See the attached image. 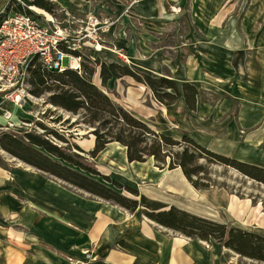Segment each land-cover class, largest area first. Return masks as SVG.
<instances>
[{"label": "rangeland", "instance_id": "1", "mask_svg": "<svg viewBox=\"0 0 264 264\" xmlns=\"http://www.w3.org/2000/svg\"><path fill=\"white\" fill-rule=\"evenodd\" d=\"M50 1L54 3L51 12L41 8L36 11L32 10L31 7L29 9L37 13L41 19L46 17L39 13L48 14L52 19L50 21L54 20L51 23L52 26L77 30L85 26L91 27L88 23V17L92 16L98 20L97 27H99V32L97 33V41L99 46L95 47V43L89 44V46L86 44L81 53L85 55L83 63L87 67H96V72L91 77L92 82L112 100L134 115L143 118L155 131L171 135L178 140L181 139L183 133H188L182 129V126L185 119L186 122L191 120L190 110L181 99L170 105L160 103L154 98L148 88H140V83L130 76L112 77L106 84L102 85L100 81H97L99 67L95 64V61L118 62L154 77L168 76L175 80L178 79L177 81L190 80L187 82L195 84L199 90V94L196 96V104L199 100L218 104L228 92L231 93L233 90L231 88L233 83L230 80L231 75L228 76L230 78L217 79L210 74V63L216 56V52H213L214 47L226 46V39L220 43L213 42L214 38L205 36L200 28L190 20V0H183L181 5L170 1L166 3L165 11L156 16L157 19L149 17L146 18L148 20L130 16L132 8H135L136 2L140 0ZM144 2L148 3L149 0H141L140 3ZM243 4L244 0H240V9ZM138 8L136 7V9ZM148 10V8L144 7L141 9L143 13L144 11L147 12L146 15H148ZM243 40L245 41L242 37L241 45L242 42L245 44ZM63 63L66 65L67 59H64ZM201 74L206 79L199 80ZM249 79L244 77L240 81L247 82ZM51 82V79H47V83ZM217 82L225 85L216 86ZM129 89L133 92L131 100L127 99ZM54 92V89H50L43 91L39 95L30 93V97L25 99L19 106L11 105L13 107L11 109L7 105L14 120L1 116L0 131L35 129L38 132H43L45 130L42 125H45L49 129L58 131L68 141V147L69 143H74L84 152H88L94 146V134H92L94 127L83 123L81 113L73 114L53 105L49 97ZM230 100L233 113L236 110V102L234 99ZM22 104L25 107L21 108ZM161 105L167 107V112L162 113L160 111L159 107ZM14 113H17V116ZM149 113L152 116H149ZM241 133L243 134V131ZM188 135L190 136L189 133ZM61 142L62 145L67 144L63 141ZM259 146L261 147L260 149L247 147L245 152L239 151V153H234L233 155L219 153L239 161L264 167V140ZM206 147L209 148L208 146ZM72 149L77 150L75 148ZM12 158L18 160L0 148L1 164H4V160L7 161V159ZM89 159L91 158L89 157ZM91 161L94 162L101 173L120 181L122 184L135 187L140 193L149 198L162 201L168 205H175L180 209L217 222L236 225L264 235V183L250 178L234 167L208 163L205 159H200L201 163L208 165L207 170L210 180L203 179L209 182V185L199 188L192 185L179 167L168 169L165 166L164 168H159L154 165L151 158L143 162H128L125 146L117 142L106 144ZM62 185L90 200V202L95 201L97 202L96 204L105 203L107 205L109 203L118 206L111 201L90 194L87 196L85 195L86 192L66 183ZM120 191L125 192L123 189H120ZM231 200H233L234 206H238L237 213L245 215L244 223H241V220L239 221L236 216L237 213H233L229 208L232 203ZM136 210L142 214L143 207L139 206ZM142 216L153 222H149L151 227L164 232L166 235L176 236V234H180L157 224L143 214ZM248 217L252 221L248 220ZM188 238L200 240L192 237ZM203 242L208 248L211 245L219 247L222 256L227 259H233L240 264H264L263 261L241 256L235 251L223 247L213 239ZM82 253L84 256H90V252L87 249H84Z\"/></svg>", "mask_w": 264, "mask_h": 264}, {"label": "crops", "instance_id": "2", "mask_svg": "<svg viewBox=\"0 0 264 264\" xmlns=\"http://www.w3.org/2000/svg\"><path fill=\"white\" fill-rule=\"evenodd\" d=\"M170 1L183 3L135 1L130 16L157 19ZM7 4L8 0H0V12ZM239 5L240 0H190L189 4L190 20L205 36L218 43L226 39V46L214 47L210 74L217 79L231 75L233 90L218 104L199 100L182 129L227 155L243 153L247 147L260 149L264 140V0H244L241 9ZM142 7L149 9L148 15ZM242 37L246 42L241 45ZM204 77L201 74L199 80ZM244 77L250 78L248 83L240 81ZM132 93L129 89L128 100ZM230 99L236 102L233 113ZM159 108L167 112L164 105ZM63 183L13 158L0 163V264H240L222 256L219 247L208 248L203 241L180 234L166 235L151 227L153 222L140 211L90 202ZM229 208L238 211L233 202ZM236 216L244 223L245 215ZM84 249L89 257L83 255Z\"/></svg>", "mask_w": 264, "mask_h": 264}, {"label": "trees", "instance_id": "3", "mask_svg": "<svg viewBox=\"0 0 264 264\" xmlns=\"http://www.w3.org/2000/svg\"><path fill=\"white\" fill-rule=\"evenodd\" d=\"M30 6L51 12L54 3L50 0H8L5 9L0 12V21L8 12L26 11L39 17L29 9ZM84 56L82 55L81 70L65 66L61 71L44 67L33 57L27 82L30 93L39 95L43 91L54 89L55 92L49 97L53 105L73 114L81 113L83 123L94 127L93 148L84 152L74 143H69L68 147V141L58 131L42 124L45 130L43 132L35 129L0 131V148L27 165L130 212L142 206L143 215L165 228L203 241L213 239L241 256L264 262V235L149 198L135 187L122 184L97 169L91 159L106 144L117 142L125 146L128 162H143L151 158L159 168L179 167L195 187H207L209 182L203 179L210 180L208 165L201 163L200 159L234 167L250 178L264 183V167L239 161L207 148L188 133H183L178 140L152 129L143 118L112 100L92 82L91 77L96 72V67H87L83 63ZM95 64L99 67L98 78L102 85L112 77L130 76L146 86L154 98L164 105L182 99L190 111L196 108L199 90L191 82L177 81L168 76L154 77L118 62L97 60ZM47 79L52 82L47 83ZM57 139L67 144L62 145Z\"/></svg>", "mask_w": 264, "mask_h": 264}, {"label": "built area", "instance_id": "4", "mask_svg": "<svg viewBox=\"0 0 264 264\" xmlns=\"http://www.w3.org/2000/svg\"><path fill=\"white\" fill-rule=\"evenodd\" d=\"M52 22L26 11L8 12L0 21V111L7 119L11 114L4 106H19L30 97L27 77L33 57L48 69L81 70L84 45L99 46L96 18L88 17L92 28L77 30L52 26Z\"/></svg>", "mask_w": 264, "mask_h": 264}, {"label": "bare ground", "instance_id": "5", "mask_svg": "<svg viewBox=\"0 0 264 264\" xmlns=\"http://www.w3.org/2000/svg\"><path fill=\"white\" fill-rule=\"evenodd\" d=\"M30 7H31V9L34 10V11L39 10L38 7H35V6H30ZM39 14H42L43 16H45L46 18H48L49 20L45 18V19L48 20V21L52 20L51 17H50L48 14H46V13H39ZM51 22H52V21H51ZM8 112H9V111H8ZM2 115H4V114H2ZM2 115H1V116H2ZM4 117H5V116H4ZM5 118H6V117H5ZM6 119H7V118H6Z\"/></svg>", "mask_w": 264, "mask_h": 264}, {"label": "water", "instance_id": "6", "mask_svg": "<svg viewBox=\"0 0 264 264\" xmlns=\"http://www.w3.org/2000/svg\"><path fill=\"white\" fill-rule=\"evenodd\" d=\"M92 130V129H91Z\"/></svg>", "mask_w": 264, "mask_h": 264}]
</instances>
